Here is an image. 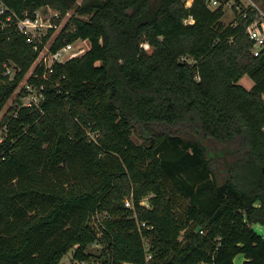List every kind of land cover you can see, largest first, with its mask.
I'll return each instance as SVG.
<instances>
[{"label": "trees", "instance_id": "obj_1", "mask_svg": "<svg viewBox=\"0 0 264 264\" xmlns=\"http://www.w3.org/2000/svg\"><path fill=\"white\" fill-rule=\"evenodd\" d=\"M2 1L22 17L47 5L89 15H72L53 49L91 47L52 71L37 63L28 79L44 97L20 107L11 101L43 44L0 14V264H59L72 248L97 264H234L241 252L243 264H264L256 11L226 23L210 0ZM12 62L14 78L3 73ZM100 210L113 217L98 225Z\"/></svg>", "mask_w": 264, "mask_h": 264}, {"label": "rangeland", "instance_id": "obj_2", "mask_svg": "<svg viewBox=\"0 0 264 264\" xmlns=\"http://www.w3.org/2000/svg\"><path fill=\"white\" fill-rule=\"evenodd\" d=\"M79 2H82V0H78ZM187 3H189V0H186ZM221 2L223 3V6L225 8V15L223 17L224 21L226 23H231L232 21L236 20V17L238 15V13L244 12L246 14V11L248 8L251 7L252 10H255L256 13H260L264 16V0H221ZM211 6L215 7V5L211 2ZM44 18L46 19L47 22H53V28H46L42 31L41 34V39L43 41L44 44V51L47 54V47L49 48H53L57 39V36L60 34V32L62 31V29L64 28V26L67 24V22L69 21V19L71 18L72 15L75 16H79L81 18H88L89 15L87 14H80V13H76V11L74 9H70L69 11H67L64 15L61 16V12L52 7L51 5H47V6H42L40 7V9ZM50 29H54L52 32H50ZM91 47V41L89 39H84V40H77L74 43V48L72 51H75L77 56H80L82 54H84L85 51H87L89 48ZM190 61H193V59H189ZM39 62L38 58L35 60L34 65L31 67V69L29 70V72L27 73L26 77L23 79V81L20 84V87L18 88V92L17 95L14 96V98L12 99V103H14L15 105L17 104H22L25 103L26 101H35V102H40L42 100V98L44 97V95L42 94L41 88L42 86H38L37 84H35L34 82H31L30 79H28L30 77V75L34 72V68L36 66V64ZM13 63V62H12ZM11 66H15V63L10 64ZM17 67L13 68L12 71L13 73L11 74V76L15 75V71L17 72ZM240 82L245 85L247 88H252V86L254 85V80L253 78L249 75V74H245ZM5 107L3 110L0 111V120L2 119L5 111H6ZM4 130V131H3ZM7 129H1L0 126V138L2 137V134H6ZM93 137H96L97 135L93 132L92 133ZM134 139L136 141H141V138L138 137L136 134H134ZM211 149H213L212 146H210ZM217 163V162H216ZM218 167H221L219 163L216 164ZM154 196V194H150L147 195L146 197H144V203L146 204H150L151 205V199ZM132 201L131 197H127L126 201ZM257 204H259V202H257ZM127 205V203H126ZM130 209H133L131 206L127 205ZM134 207V206H133ZM135 215V214H134ZM113 217L109 212L105 211V210H100L98 213H96V215L93 217V221L94 223L99 225V221H103L105 219L111 218ZM254 228L261 233L264 236V224L261 223H256ZM144 242L146 245V248L148 249L150 247V239L149 237H144ZM101 244L96 243L93 246H91V250L94 253L100 254L101 252ZM74 253H75V248L70 249L67 254H65V256L62 259V262H65L67 264L71 263L74 260ZM97 257V256H96ZM99 258V257H98ZM129 264H133V263H129Z\"/></svg>", "mask_w": 264, "mask_h": 264}, {"label": "built area", "instance_id": "obj_3", "mask_svg": "<svg viewBox=\"0 0 264 264\" xmlns=\"http://www.w3.org/2000/svg\"><path fill=\"white\" fill-rule=\"evenodd\" d=\"M211 2L215 5L218 6L222 4L220 0H210V5ZM38 8L35 11L34 15H25L24 17L18 15L15 11L11 10L2 0H0V14H7V11L9 13L6 15L3 25H14L15 28L20 31L21 33L25 34L28 38L29 42H33L35 44V49H39V44H43V41L41 39V34L42 31L46 28H53V22H47L46 19L44 18L41 10ZM248 33L250 35V38L253 41L252 45V51L255 54H260L264 51V16L260 13H256L255 18L250 22L248 25ZM80 40H84L83 38H79ZM77 39V40H79ZM73 42H67L63 44L60 47H57L56 49L49 48L47 47V54L45 53L44 49V44L42 48L39 50V56H38V63L45 64L49 70H53V66L56 62H64L67 61L68 59L77 56L75 51H72L74 48V43L77 41ZM86 52V51H85ZM84 52V53H85ZM5 70L3 73L5 75H8L10 78H14L15 75L11 76L13 73L12 69L16 68L14 65L11 66L9 63L4 64ZM16 73V71H15ZM14 73V74H15ZM43 99V98H42ZM40 102H35V101H26L25 103L19 104L21 106H32L34 104H39ZM17 114H14L16 116ZM7 129V124H5L1 129ZM4 131V130H3ZM4 138V134H2V137L0 138V141H2ZM3 158V156H2ZM127 205L133 207V201H126ZM143 204L146 206H150V204L144 203ZM146 225L145 222L140 223V225ZM152 257L151 253L147 254V259H150ZM59 264H67L65 262H60ZM69 264H97V261H80L74 259L71 263ZM208 264V263H204Z\"/></svg>", "mask_w": 264, "mask_h": 264}, {"label": "water", "instance_id": "obj_4", "mask_svg": "<svg viewBox=\"0 0 264 264\" xmlns=\"http://www.w3.org/2000/svg\"><path fill=\"white\" fill-rule=\"evenodd\" d=\"M149 45L146 44V47H148ZM201 230V226L199 225L197 227V231ZM247 257L246 254L244 252L239 253L235 258H234V264H243L246 261Z\"/></svg>", "mask_w": 264, "mask_h": 264}, {"label": "crops", "instance_id": "obj_5", "mask_svg": "<svg viewBox=\"0 0 264 264\" xmlns=\"http://www.w3.org/2000/svg\"><path fill=\"white\" fill-rule=\"evenodd\" d=\"M194 0H189V3H187V5H191L193 3ZM129 263H132V262H126L125 264H129ZM135 264V263H133Z\"/></svg>", "mask_w": 264, "mask_h": 264}]
</instances>
